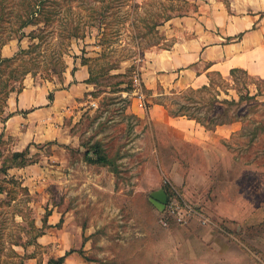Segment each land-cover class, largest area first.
Returning a JSON list of instances; mask_svg holds the SVG:
<instances>
[{
    "label": "rangeland",
    "instance_id": "obj_1",
    "mask_svg": "<svg viewBox=\"0 0 264 264\" xmlns=\"http://www.w3.org/2000/svg\"><path fill=\"white\" fill-rule=\"evenodd\" d=\"M26 2L0 0V45L10 38L24 40L17 31V14L24 12ZM68 3L57 11L65 19L52 18L43 30L39 48L29 54H21L20 48L21 56L11 64L0 57V123L11 90L17 93L28 79L60 85L63 75L56 73L77 54L87 56L99 105L88 109L72 129L71 144L35 147L29 159L35 173L23 182L31 197L15 205L17 210L0 214L1 236H20L27 243L36 234L29 223L54 215L68 233L81 235L83 264H264V80L238 73L230 82L215 78L206 90L159 91L169 111L185 112L208 126L233 118L250 125L243 148L236 142L242 162L228 165L226 181L213 179L216 174L210 172L201 203L189 201L173 188L171 175L198 176L202 168L191 162L192 171H170L177 161L187 162V151L174 147L176 155H168L169 148L157 144L162 133L145 125L132 108L134 72L160 42L151 30L161 25L169 9L181 14L185 5L149 0L135 10V0H74V8L67 10ZM69 21L79 24L81 37L65 39ZM25 32L31 40H24L22 51L40 44L32 40L40 34L36 27ZM225 94L237 95L239 103H225ZM102 155L110 165L88 161ZM21 183L4 186L20 193ZM161 192L195 206L196 214L186 224L178 223L162 209L157 199Z\"/></svg>",
    "mask_w": 264,
    "mask_h": 264
},
{
    "label": "crops",
    "instance_id": "obj_2",
    "mask_svg": "<svg viewBox=\"0 0 264 264\" xmlns=\"http://www.w3.org/2000/svg\"><path fill=\"white\" fill-rule=\"evenodd\" d=\"M147 1L135 0L134 7L139 8ZM179 1L185 5V11L176 14L169 9L161 25L151 30L160 37V42L145 55L141 69L142 85L149 93V109L135 96L132 108L135 115L146 120L145 125L162 133L157 144L169 148L168 155H176H173L174 147L182 146L187 151V162L177 161V166L170 171H192L191 162L202 168L198 176L196 173L190 177L171 175L173 188L189 201L201 203L202 195H206L203 188L212 180L210 172L216 174L213 179L226 181L223 174H228V165L232 168L242 162L235 147L240 141L243 148L250 125L236 118L208 126L186 115L174 117L162 100L164 92L159 91L169 87L178 92L206 90L214 85L215 78L230 82L238 73L264 80V0ZM25 39L31 40L29 34ZM24 40H10L0 49V57L3 60L16 58L25 48ZM86 57L69 56L60 85L28 79L22 82L17 93L13 90L7 95L6 117L0 123V168L15 153L27 152L29 164L0 174V188H5V180H20L27 190L26 194L19 193L9 205L0 204V212L10 211L11 207L15 211V205L30 199L29 189L23 182L27 184V177L35 173L29 159L36 146L56 148L73 142L72 129L90 109L88 95L95 90ZM222 97L227 104L239 103L237 95ZM40 170L44 175V169ZM40 178L46 179L45 176ZM6 191H0V203L8 200ZM28 227L36 234L27 243L20 236L0 234V242L4 244L0 264H53L52 261L62 258L65 259L63 264H83L79 253L83 246L81 235L68 233L57 216L33 219Z\"/></svg>",
    "mask_w": 264,
    "mask_h": 264
},
{
    "label": "trees",
    "instance_id": "obj_3",
    "mask_svg": "<svg viewBox=\"0 0 264 264\" xmlns=\"http://www.w3.org/2000/svg\"><path fill=\"white\" fill-rule=\"evenodd\" d=\"M28 3L25 6V10L24 12H21L20 14H17V18H19L20 24L17 27V31L18 33H20L22 35V37H24L26 35L25 30L29 27H37L38 33L40 32V34H42L47 27L50 26L51 22H52V18L58 17L59 20H63L65 19L64 16L61 15L60 8L61 6H63V3L65 2H71V8L69 7L67 10H71L74 7L72 6V3L74 2V0H27ZM59 1L61 2V5L59 4ZM69 4V3H68ZM60 5V6H59ZM135 10L137 9V7H134ZM178 11V10H177ZM166 18V17H165ZM169 18H167L166 20H168ZM78 29H80L79 24H73V21H69V23L66 25V38L64 36L65 39L70 40L73 38H79L81 36H79V31ZM34 35V37H32V40L37 39L40 44H34L33 46L30 47V49L28 51H22L24 52V54H29L31 52H33V50L39 48L41 46L42 43H44L45 37L44 34L42 35ZM10 40H12L11 38L8 39V41L3 42L0 47L2 48L4 45H6ZM22 54V53H21ZM66 54V52H65ZM21 55L19 54L16 58L14 59H9V60H2L3 62L6 63H13L14 61H17L19 59ZM87 62V60L85 59V63ZM66 70V62H63L60 70L58 73H56L57 75H63V73ZM27 73V72H26ZM26 73L24 75H26ZM22 88V87H21ZM20 88V89H21ZM13 91V90H11ZM160 104H162V101H158ZM227 103V102H226ZM229 104L234 103V102H228ZM167 106V105H166ZM171 115L174 117H178V116H189L188 114H186L185 112H171ZM191 118H195L192 116H189ZM197 119V118H195ZM199 122L205 124L204 122H202L201 120L197 119ZM218 123H213V121L211 122V124L213 125H217ZM96 148H99L96 147ZM28 153L24 152V153H15L13 155H11L9 158H7L5 160V162L3 163L2 167L0 168V174H7L8 170L14 167H25L29 164L28 160L26 159V155ZM91 152H87L86 155L90 156ZM94 154V153H93ZM96 155H100L99 152H96ZM88 161L92 164H98V165H110V160L108 158H106V156H99L97 159H93V158H88ZM5 183L7 185H12L13 187H15V183H17L16 180H10V181H6ZM3 186V185H2ZM5 189V190H4ZM8 192H7V191ZM0 191L3 193V191H6L8 193V200L1 202L0 204L2 206H7L10 204L11 201L15 200L18 197L19 193H16L14 189H9V188H0ZM27 190H25L24 188H22V190L20 191V193H25L26 194ZM170 197V195H168ZM0 214H2V212H0ZM1 233V230H0ZM4 244L2 242H0V250L3 249ZM64 258L56 260V261H52L51 263L53 264H63L64 263Z\"/></svg>",
    "mask_w": 264,
    "mask_h": 264
},
{
    "label": "built area",
    "instance_id": "obj_4",
    "mask_svg": "<svg viewBox=\"0 0 264 264\" xmlns=\"http://www.w3.org/2000/svg\"><path fill=\"white\" fill-rule=\"evenodd\" d=\"M141 69L137 67V70L134 72L133 75V95L137 97L144 108L149 109V102H148V96L144 93L143 87H142V79H141ZM88 102H89V108L97 109L99 102L93 95V93H90L88 95ZM166 212L169 213L171 216H173L176 221L180 224H186L188 219L196 214L197 209L195 206H192L188 202L184 201L182 198L178 196L177 197H170L168 198V203L166 205Z\"/></svg>",
    "mask_w": 264,
    "mask_h": 264
},
{
    "label": "water",
    "instance_id": "obj_5",
    "mask_svg": "<svg viewBox=\"0 0 264 264\" xmlns=\"http://www.w3.org/2000/svg\"><path fill=\"white\" fill-rule=\"evenodd\" d=\"M168 198H169V197H168V194L165 193V192H161V193H159L158 196H157V199H158V201L161 203V207H162L163 210L166 209V205H167V203H168Z\"/></svg>",
    "mask_w": 264,
    "mask_h": 264
}]
</instances>
